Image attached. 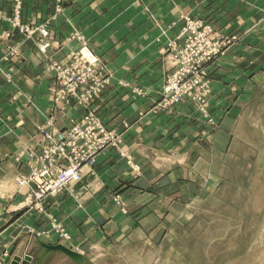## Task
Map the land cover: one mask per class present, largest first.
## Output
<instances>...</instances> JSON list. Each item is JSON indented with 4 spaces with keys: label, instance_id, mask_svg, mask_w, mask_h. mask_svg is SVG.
<instances>
[{
    "label": "rangeland",
    "instance_id": "1",
    "mask_svg": "<svg viewBox=\"0 0 264 264\" xmlns=\"http://www.w3.org/2000/svg\"><path fill=\"white\" fill-rule=\"evenodd\" d=\"M25 1L0 0V86L15 88L18 77L26 79L27 69L23 63L27 57L23 46L32 45L38 70L48 72L51 77L47 95L53 111L65 109L70 104L55 100L54 70L50 66L53 60L64 61L70 52L88 45L103 69L111 75L112 72L67 14L69 5L80 0H52V10L41 21L24 17ZM256 1L253 10L260 11L258 18L237 21L227 28L215 27L213 21L191 14L182 16L180 30L184 17L189 16L209 23L219 34L220 50L199 77L202 102L183 100L192 105L186 116L205 124L207 136H200L198 146L183 150L184 157L176 160L187 170L183 178L174 181L171 195L164 197L158 192L156 196L124 199L116 190L112 191V204L120 213L129 215L130 230L121 232L108 228L103 236H84L83 241L73 247L74 237L63 220L46 208L49 199L57 195L45 200L44 208L39 210L28 203L27 193L17 182L18 176L28 172L30 149L41 144L48 120L38 125L28 139L18 138L13 146H8V152L3 151L0 135V152H4V157H11L26 167L24 172L12 176L16 190L23 194L22 205L42 217L40 227L18 222L14 227L13 244L1 264L10 263L14 256L24 260V255L32 258L27 264H35V255L43 251L35 242L36 236L47 244L60 243L76 250L92 264H264V0ZM60 17L68 22L70 29L56 37L54 27ZM41 29H45L46 35ZM44 44L47 46L42 49ZM66 46L69 50L64 52ZM165 54L166 51L164 59ZM28 95L23 93L24 102L30 104ZM214 95L222 98L217 114L211 106ZM7 120L8 116L0 117V126ZM55 124L51 127L59 129ZM109 149H115L132 172L141 171L142 164L123 149L122 138L119 149ZM170 152L178 155L173 150ZM150 163L156 168L161 165L160 162ZM88 171L92 173L94 166ZM82 178L71 182L61 193L70 191ZM146 198L157 200L159 205L155 210L145 211L140 207L138 203ZM74 200L80 206L81 196ZM135 203L141 210H137ZM143 219H148L147 224H143ZM105 222V219L101 221ZM6 258H9L8 263ZM41 260V264H76L58 251L45 254Z\"/></svg>",
    "mask_w": 264,
    "mask_h": 264
},
{
    "label": "crops",
    "instance_id": "2",
    "mask_svg": "<svg viewBox=\"0 0 264 264\" xmlns=\"http://www.w3.org/2000/svg\"><path fill=\"white\" fill-rule=\"evenodd\" d=\"M256 4V0H80L69 5L66 11L74 25L88 37L94 52L112 72L109 84L91 106L104 124L122 134L123 149L142 164L136 174L115 149L104 150L96 158L94 173L85 171L82 180L73 184L70 191L49 199L46 208L63 220L74 237L73 247L84 236H103L108 228L130 230L129 215L120 213L112 204V191L116 190L124 199L156 196L158 192L164 197L171 195L174 181L183 178L187 170L176 160L184 157L183 150L196 148L200 136H207L205 124L186 116L192 108L190 103L182 101L171 111L154 108L168 74L165 42L179 32L182 16L191 14L213 21L215 27L227 28L237 21L258 18L260 11L253 10ZM51 10L52 0H26L24 17L41 21ZM69 27L60 17L54 34L62 36ZM68 46L64 52L69 50ZM23 47L27 57L23 63L26 79L18 77L15 88L9 86L3 90L0 86V117H9L0 126L3 151L7 152L8 146H13L18 138L31 137L46 120H51L53 126L56 121L60 129L70 118H79L83 113V108L73 102L65 109L53 111L47 95L51 77L48 72L38 70L32 45ZM120 80L139 87L145 94L132 93L118 84ZM1 82L0 79V85ZM24 92L29 94L30 104L24 102ZM213 99L211 106L217 114L222 98L214 95ZM172 150L178 155H171ZM3 151L0 152V264L13 244L18 222L40 227L39 219H42L40 214L22 205L23 194L12 181V176L24 172L26 167L4 157ZM150 162L161 165L156 168ZM78 196H81L80 206L74 200ZM144 200L138 204L145 211L155 210L159 205L156 199ZM146 220H142L143 224Z\"/></svg>",
    "mask_w": 264,
    "mask_h": 264
},
{
    "label": "built area",
    "instance_id": "3",
    "mask_svg": "<svg viewBox=\"0 0 264 264\" xmlns=\"http://www.w3.org/2000/svg\"><path fill=\"white\" fill-rule=\"evenodd\" d=\"M41 33L46 35L45 29H41ZM218 39L219 34L209 23L184 17L180 32L166 42L168 74L154 108L171 111L185 98L202 102L199 77L218 54ZM46 46L42 45V49ZM50 66L54 70L55 100L64 105L71 102L80 105L83 113L60 129L46 125L41 144L30 149L28 172L17 177L19 187L28 195V203L39 210L49 197L80 180L102 151L119 149L122 138L120 132L104 124L91 106L92 101L102 95L112 75L103 69L88 45L70 52L64 61L53 60ZM118 84L134 94H145L127 81L120 80ZM52 124L48 120V126Z\"/></svg>",
    "mask_w": 264,
    "mask_h": 264
},
{
    "label": "water",
    "instance_id": "4",
    "mask_svg": "<svg viewBox=\"0 0 264 264\" xmlns=\"http://www.w3.org/2000/svg\"><path fill=\"white\" fill-rule=\"evenodd\" d=\"M35 242L37 245L43 249V251L37 253L35 255V264H41L42 260L41 258L45 257V254L52 253L54 251L62 252L65 255H67L74 263L76 264H92L82 253L73 250L63 244L57 243V244H47L40 240L37 236L35 238ZM8 259H5V262L8 263ZM27 260H32L30 255H24V260H22L19 256H14V259L10 260V263L8 264H19V261L21 264H27Z\"/></svg>",
    "mask_w": 264,
    "mask_h": 264
}]
</instances>
